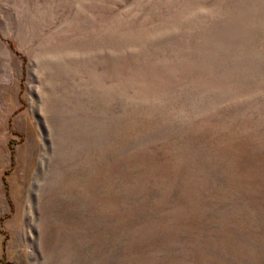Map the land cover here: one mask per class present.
<instances>
[{
  "label": "rangeland",
  "instance_id": "rangeland-1",
  "mask_svg": "<svg viewBox=\"0 0 264 264\" xmlns=\"http://www.w3.org/2000/svg\"><path fill=\"white\" fill-rule=\"evenodd\" d=\"M5 110L0 264H264V0H0Z\"/></svg>",
  "mask_w": 264,
  "mask_h": 264
},
{
  "label": "bare ground",
  "instance_id": "bare-ground-1",
  "mask_svg": "<svg viewBox=\"0 0 264 264\" xmlns=\"http://www.w3.org/2000/svg\"><path fill=\"white\" fill-rule=\"evenodd\" d=\"M70 138H72V137H70ZM67 143V142H66ZM35 147V146H34ZM82 147V146H81ZM86 147V146H85ZM90 148V147H89ZM34 149V148H33ZM75 149V148H74ZM74 149H73V151H74ZM83 149H85L86 150V148H83ZM101 149V148H100ZM84 150V151H85ZM91 150H93V149H91ZM95 150H98V149H95ZM83 151V150H82ZM100 151V150H99ZM36 152V151H35ZM81 152V151H80ZM90 153H91V151H89ZM79 153V152H78ZM98 153V152H97ZM71 154V153H70ZM73 154V153H72ZM76 154V153H75ZM74 154V155H75ZM87 155H89V154H87ZM86 155V156H87ZM76 156V155H75ZM91 156V155H90ZM93 156V155H92ZM98 156V155H97ZM83 157V156H82ZM95 157V156H94ZM101 157V155L99 154V157L98 158H100ZM92 158V157H91ZM64 159V158H63ZM81 159V158H80ZM101 159V158H100ZM52 160V159H51ZM75 160V159H74ZM90 160H93V159H90ZM99 160V159H98ZM103 160V159H102ZM88 161V160H87ZM96 161V160H95ZM90 162V161H89ZM101 162V161H100ZM72 163H74V161L72 162ZM87 163V162H86ZM102 163V162H101ZM80 164V163H79ZM64 165H65V163H64ZM82 166V165H81ZM86 166V165H85ZM91 166V165H90ZM65 167V166H64ZM81 168V167H80ZM83 168H85L84 166H83ZM89 168V167H88ZM61 169V168H60ZM101 169V168H100ZM66 170V169H65ZM64 170V171H65ZM68 170V169H67ZM75 170V169H74ZM80 171H81V169H80ZM87 171V170H86ZM85 171V172H86ZM62 172V171H61ZM75 173V172H74ZM81 173V172H80ZM72 174V173H71ZM86 174V173H85ZM80 175H83V174H80ZM80 175H78V176H80ZM77 176V175H76ZM53 177V176H52ZM56 177V176H55ZM67 177V176H66ZM85 177H87V176H85ZM62 178V177H61ZM68 178V177H67ZM72 178H73V176H72ZM75 178V177H74ZM78 178V177H77ZM53 179V178H52ZM76 179V178H75ZM81 179V178H80ZM83 179V178H82ZM61 180V179H60ZM69 180V179H68ZM62 181V180H61ZM72 181V180H71ZM75 181V180H74ZM82 181V180H81ZM80 181V182H81ZM84 182V181H83ZM87 182H89V181H87ZM62 183V182H61ZM72 183V182H71ZM74 183V182H73ZM76 183H78L77 181H76ZM90 183V182H89ZM63 184H64V182H63ZM63 184H61V185H63ZM75 184V183H74ZM79 184V183H78ZM82 184V183H81ZM84 184V183H83ZM58 185V184H57ZM60 185V184H59ZM67 185V184H66ZM69 185H70V183H69ZM71 186V185H70ZM74 186V185H73ZM59 187V186H58ZM63 187H64V185H63ZM62 187V188H63ZM80 187V186H79ZM54 188V187H53ZM52 188V189H53ZM56 188V187H55ZM55 188H54V190H55ZM69 188V187H68ZM52 189H50V190H52ZM58 189V188H57ZM66 189V188H65ZM73 189V188H72ZM77 189H78V187H77ZM82 189V188H81ZM86 188H84V190H85ZM58 190H56V192H57ZM72 191V190H71ZM78 191V190H77ZM62 192V191H61ZM81 192V191H80ZM54 193V192H53ZM60 193V192H59ZM64 193V192H63ZM73 193V192H72ZM82 193V192H81ZM52 194V193H51ZM58 194V193H57ZM67 193L65 192V195H66ZM69 194V193H68ZM70 195H72V194H70ZM78 195H79V193H78ZM77 195V196H78ZM83 195V194H82ZM73 196H75V195H73ZM52 198V197H51ZM73 198V197H72ZM80 198V197H79ZM60 199H61V197H60ZM64 199V198H63ZM63 199H62V201H63ZM76 199V198H75ZM74 199V200H75ZM82 199V198H81ZM53 200V199H52ZM64 200H66V199H64ZM54 202V201H53ZM77 202V201H76ZM80 202V201H79ZM61 204V203H60ZM64 204V203H63ZM67 204V203H66ZM69 204V203H68ZM75 204V203H74ZM65 205V204H64ZM63 205V206H64ZM78 205V204H77ZM62 206V205H61ZM74 206V205H73ZM75 207V206H74ZM77 208H78V206H77ZM47 216V215H46ZM45 216V217H46ZM47 218H48V216H47ZM50 219V218H49ZM46 220V219H45ZM50 221V220H49ZM44 222V221H43ZM51 222V221H50ZM52 223V222H51ZM49 224V223H48ZM42 227H44V226H42ZM47 227V226H46ZM42 231H44V228H43V230ZM46 232V231H45ZM44 233V232H43ZM52 233V232H51ZM46 235V234H45ZM51 235V234H50ZM53 235V234H52ZM43 236V235H42Z\"/></svg>",
  "mask_w": 264,
  "mask_h": 264
},
{
  "label": "crops",
  "instance_id": "crops-1",
  "mask_svg": "<svg viewBox=\"0 0 264 264\" xmlns=\"http://www.w3.org/2000/svg\"><path fill=\"white\" fill-rule=\"evenodd\" d=\"M6 114V115H5ZM2 115H4L6 118H7V123H8V125H9V121H10V116H9V112L8 111H0V116H2ZM5 121V120H4Z\"/></svg>",
  "mask_w": 264,
  "mask_h": 264
}]
</instances>
